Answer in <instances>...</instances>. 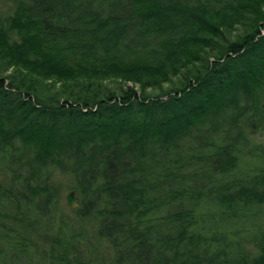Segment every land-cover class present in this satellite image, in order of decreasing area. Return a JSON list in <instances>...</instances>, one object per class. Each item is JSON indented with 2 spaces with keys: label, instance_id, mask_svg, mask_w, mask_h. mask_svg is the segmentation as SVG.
Masks as SVG:
<instances>
[{
  "label": "trees",
  "instance_id": "trees-1",
  "mask_svg": "<svg viewBox=\"0 0 264 264\" xmlns=\"http://www.w3.org/2000/svg\"><path fill=\"white\" fill-rule=\"evenodd\" d=\"M6 1L14 10L0 17V156L9 165L0 169L29 167L27 219L59 214L40 185L60 171L78 225L48 234V257L264 264V148L242 130L264 124V0ZM181 73L189 78L167 99L98 92L109 79L157 88ZM48 81L66 98L40 96ZM0 198L13 209L1 216H21L15 196Z\"/></svg>",
  "mask_w": 264,
  "mask_h": 264
},
{
  "label": "rangeland",
  "instance_id": "rangeland-1",
  "mask_svg": "<svg viewBox=\"0 0 264 264\" xmlns=\"http://www.w3.org/2000/svg\"><path fill=\"white\" fill-rule=\"evenodd\" d=\"M12 5V2L0 0V17L6 18L7 15L9 16L14 10ZM243 31V28L238 27L236 32L231 35V38L228 36L229 40H236ZM224 42L225 41H222L220 43L224 44ZM4 76H10L12 80L14 77H17V74L13 69H10ZM186 77L189 78L188 75L181 73L179 76L172 77L169 81L157 88L142 87L140 84L126 82L121 79H109L98 89V92H100V94L102 93V95L111 93L119 96L121 92L130 87L136 90L139 95L167 99L171 91L179 89L183 83H186ZM8 83L9 81L6 82V85H8ZM63 90L64 88H62L61 83L57 81H48V83L46 82L44 84L43 88L40 87L38 89L37 93H39L40 96L51 95L63 99L68 95ZM242 130L245 133V137L251 141L252 144L264 148V124L261 121L254 120V122H251L248 126L243 127ZM245 160H247V158ZM7 162L6 159L4 161V158L0 156V167L9 165ZM29 171V167L24 161L13 163L5 170L0 169V196H3V192L4 194L6 191L10 192L11 195L16 197V200L18 199L20 201L22 207V209H20L21 216L17 217L16 220L0 217V264H56V262L54 263L48 257V248L52 244L51 240L48 239V234L49 237L54 238V235L61 228L67 233H73L77 230L78 225L74 222L76 218L75 213L67 200V194L69 192L67 177L63 176L62 173L56 169L52 170L50 174L47 171L48 175H45V177L48 178L44 179L40 186L44 187L43 183H45L50 192L54 193L56 208L61 218L53 214L51 208V214H49L48 217H46V215L43 216V214V218L40 217L39 219H35L33 216L29 219L25 217L24 214H26L27 208L30 205L29 203L31 202L29 189H27L24 183ZM33 184H35V181L31 183V185ZM41 200L43 203L44 199H40V197L34 202L39 204ZM4 207L5 210L3 209ZM6 211L10 213L9 216L13 214V209H11L10 204L8 202L6 203V201L4 202V199L0 198V213L3 214V212L6 213ZM33 213L34 209L31 207L29 214L31 215ZM10 218H12V216ZM32 220H36V222H32ZM30 226L36 231L30 229ZM79 226L81 228L84 227L82 224H79ZM93 229L94 226L89 225V231L91 233L88 234L86 239L94 248L96 238L92 234ZM79 245L83 248L89 246L88 244L83 245L81 242ZM100 246L103 254L108 256L113 255V251L106 239H104V241L101 240Z\"/></svg>",
  "mask_w": 264,
  "mask_h": 264
},
{
  "label": "flooded vegetation",
  "instance_id": "flooded-vegetation-1",
  "mask_svg": "<svg viewBox=\"0 0 264 264\" xmlns=\"http://www.w3.org/2000/svg\"><path fill=\"white\" fill-rule=\"evenodd\" d=\"M1 218H4V216H0Z\"/></svg>",
  "mask_w": 264,
  "mask_h": 264
}]
</instances>
